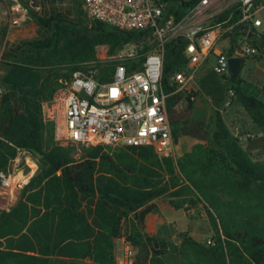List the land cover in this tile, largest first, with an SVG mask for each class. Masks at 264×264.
I'll use <instances>...</instances> for the list:
<instances>
[{
	"label": "trees",
	"instance_id": "trees-1",
	"mask_svg": "<svg viewBox=\"0 0 264 264\" xmlns=\"http://www.w3.org/2000/svg\"><path fill=\"white\" fill-rule=\"evenodd\" d=\"M199 1L171 0L164 17L172 15L178 23ZM36 4L45 11H30L34 37L9 43L6 31L2 33L0 173L10 171L18 151L37 158L39 167L18 187L9 210L0 209V264H52L55 258L116 264L121 238L150 253L147 261L132 264H264V162L250 156L252 149L264 148V138L256 140L260 143L248 138L243 148L217 109L194 116L201 97L197 91L173 92L169 81L186 64L187 40L173 38L164 46L162 85L169 94L174 156L160 158L151 147L102 145L75 152V146L55 138V125L44 118L43 105L76 71L95 66L98 79L107 82L116 65L123 64L128 73L139 71L145 57L160 49L149 43L150 29L126 32L84 22L82 0H74L72 10L64 12L58 0ZM240 18L237 4L214 22L232 24ZM240 28L236 25L234 31ZM245 30V41L259 53L264 36L255 41ZM130 45L136 46L133 56L116 59ZM101 47L106 48L104 60L97 57ZM226 80L249 117L264 127V102L242 91L239 77L234 83ZM219 89L226 91L223 84ZM157 199L187 216L200 208L214 244L177 233L161 216L157 233L148 235L145 217L157 212Z\"/></svg>",
	"mask_w": 264,
	"mask_h": 264
},
{
	"label": "built area",
	"instance_id": "built-area-1",
	"mask_svg": "<svg viewBox=\"0 0 264 264\" xmlns=\"http://www.w3.org/2000/svg\"><path fill=\"white\" fill-rule=\"evenodd\" d=\"M8 6L9 28H19L30 19V11L40 12L36 0H3ZM171 0H82L88 16L93 21L104 23L121 31L151 30L158 39V54H148L142 69L128 73L123 64L115 66L111 80L98 79V70L90 66L73 73L69 81L57 89L52 99L43 105V116L55 125V138L65 145L88 147L102 145L116 147H151L160 158L173 157L174 143L167 112L169 94L162 85L164 46L169 39L183 37L187 44L183 50L185 66L174 73L169 81L173 92L190 93L189 88L197 80L204 64L220 40L223 30L217 26H205L199 15L218 0H200L198 4L178 23L173 16L164 17ZM241 13V23L260 26L262 20L255 18V0H237ZM136 48V46H132ZM124 53V51H123ZM240 56L252 57L258 51L243 45ZM133 53L119 55L117 59L132 57ZM239 57V56H237ZM223 52L216 55L215 73L219 77H229L227 60ZM236 97L232 89L227 91L225 106ZM246 139L252 138L250 134ZM33 164L32 156L18 151L8 173H0V187L15 189L22 185V179L14 180L19 167ZM31 168V167H30ZM206 245H213L207 239ZM135 255L131 245L121 259L127 264Z\"/></svg>",
	"mask_w": 264,
	"mask_h": 264
},
{
	"label": "crops",
	"instance_id": "crops-1",
	"mask_svg": "<svg viewBox=\"0 0 264 264\" xmlns=\"http://www.w3.org/2000/svg\"><path fill=\"white\" fill-rule=\"evenodd\" d=\"M256 9L255 18L262 20L260 26H253L251 23H241L240 19L232 24H227L226 21L216 23L212 26H217L223 30V34L220 40L217 42L214 50L211 52L207 58L204 67L202 68L197 80L194 84H191L189 88L193 91H197L200 98H197L195 101L196 107L201 106L205 110L210 112L211 109H217L227 126L230 132L240 140V144L243 148L246 147L248 140L245 136L250 134L252 138L249 140H258L261 137L264 138V127H259L247 114L240 102L235 97L229 106H225L227 101V91L230 86L227 84L225 78L220 77V84L225 85V93H221L219 86L220 84L215 79L214 66L216 64V55L220 52L230 54L229 57H237L236 53H240V49L243 45H249L246 41L242 32H244V27H246L245 33H251L255 41L259 39V35L264 36V0H256ZM236 25H241L239 33L235 32L234 29ZM249 38V37H248ZM232 54V55H231ZM259 55L255 58L244 57V63L241 67L239 74L240 78V88L242 91L246 92L247 95H252L264 102V48L258 53ZM214 103H220L219 106H215ZM256 143H260L257 142ZM250 156L255 161H264V148L257 149L254 148L250 151ZM16 198V197H15ZM15 201V200H14ZM157 206L156 213H149L145 217V232L148 235H154L157 233L159 223L157 218L162 217L163 221L166 223H171L174 225L175 229L178 232H181L179 229V222L187 220V215L183 210L173 209L164 199H157L154 201ZM11 203L9 207H1L3 210H9L13 205ZM166 209L167 214L170 215L171 212H180L182 216L169 217L163 214V210ZM120 242V244H119ZM119 246L120 249H119ZM131 245L129 242H126L124 238H121L116 241V261L121 263L124 251ZM132 246V245H131ZM54 261V259H53ZM52 261V264H53ZM88 264H92L89 260Z\"/></svg>",
	"mask_w": 264,
	"mask_h": 264
},
{
	"label": "rangeland",
	"instance_id": "rangeland-1",
	"mask_svg": "<svg viewBox=\"0 0 264 264\" xmlns=\"http://www.w3.org/2000/svg\"><path fill=\"white\" fill-rule=\"evenodd\" d=\"M238 4L237 0H218L216 4L212 5L211 7L206 8V11L204 14L199 15L197 19L201 20L202 23L210 27L213 24H215L214 19L218 17L220 14H222L224 11H227L231 9L232 7L236 6ZM74 6V0H58V7L61 11H71L72 7ZM82 10L83 12L81 13L80 17L83 19L84 22L89 23L92 22V19L88 16L86 13L84 6L82 5ZM45 9L41 6V11L38 13V15H43ZM9 19H10V14H9V9L6 3H4L3 0H0V56L2 52V47L3 44L6 41L9 43L13 41H18V40H30L32 37H34L35 32V20L34 18L30 17V19L25 22L21 27L19 28H9ZM6 31V37L5 39L2 38V33ZM164 39H171V34H167ZM158 39L155 37L151 36L149 38V43L153 44L155 48H157L158 45ZM135 48H133L131 45L126 46L124 48V53L121 51L119 55L123 54V57L126 55V53H133ZM118 55V56H119ZM117 56V57H118ZM97 57L99 60H104L106 59V48L101 47L97 51ZM116 57V59H117ZM185 104L182 103L180 104V107H184ZM209 114L208 110H205L201 106L196 107L194 116L196 118H201L205 117ZM60 144L65 145L62 141H59ZM75 152H79V146H75ZM174 156V154H173ZM32 160L34 161L35 165L37 166V171H38V161L37 158L32 157ZM264 162V161H263ZM31 167V168H30ZM30 167L26 166H21L19 167V172L16 174L14 177V180L17 181V179H22L21 172L23 173V179H22V185H25L36 173H32L33 169H35V166L33 164L30 165ZM3 189L0 187V206L1 207H9L12 202H14L15 197H16V190L13 189ZM1 209V208H0ZM163 210V214L169 217H176V216H182L180 212H171L170 215L167 214L166 209H161ZM187 220L183 222H179V229L181 232L177 233H184L188 232L192 237H194L197 241L204 242L207 239H213V233L211 230V227L209 225V222L204 214V212L198 208L195 210L192 214L188 215ZM180 240L177 242L179 243ZM120 244V242H119ZM119 249L121 246H119ZM125 252V251H124ZM150 253L146 248H141V249H135V255L134 257L127 263V264H132L135 262H144L149 259ZM53 264H88L87 261H70L67 259H61V258H55L53 261ZM116 264H122V263H116Z\"/></svg>",
	"mask_w": 264,
	"mask_h": 264
},
{
	"label": "water",
	"instance_id": "water-1",
	"mask_svg": "<svg viewBox=\"0 0 264 264\" xmlns=\"http://www.w3.org/2000/svg\"><path fill=\"white\" fill-rule=\"evenodd\" d=\"M248 37L251 38L252 34L249 33ZM243 63H244V57H242V56L230 57L227 60L230 82L234 83L237 80V78L239 77ZM179 240H180V237L175 238L176 242H178Z\"/></svg>",
	"mask_w": 264,
	"mask_h": 264
}]
</instances>
